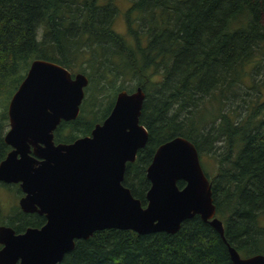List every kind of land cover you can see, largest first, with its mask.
<instances>
[{"label":"trees","instance_id":"trees-1","mask_svg":"<svg viewBox=\"0 0 264 264\" xmlns=\"http://www.w3.org/2000/svg\"><path fill=\"white\" fill-rule=\"evenodd\" d=\"M119 1L128 3L123 11ZM118 14L124 33L113 28ZM263 15L264 0H0V161L10 150L8 102L32 60L89 79L78 117L57 126L56 143L89 135L133 80L145 93L139 121L148 140L126 163L122 184L145 205L156 148L182 136L198 150L226 241L245 257L264 255ZM44 222L19 206L5 219L0 212V224L16 233ZM57 264L232 262L219 234L195 215L174 234L96 231Z\"/></svg>","mask_w":264,"mask_h":264},{"label":"water","instance_id":"water-1","mask_svg":"<svg viewBox=\"0 0 264 264\" xmlns=\"http://www.w3.org/2000/svg\"><path fill=\"white\" fill-rule=\"evenodd\" d=\"M88 83L84 73L34 59L8 102L4 142L10 150L0 161V183L18 184L20 210L43 215L45 222L19 233L0 224V264H57L76 240L96 231L174 234L195 215L219 234L232 264H264V255L242 257L226 241L211 183L190 140L175 136L158 145L146 168L145 205L122 184L126 163L148 140L139 121L141 86L119 91L89 135L54 141L57 126L78 117Z\"/></svg>","mask_w":264,"mask_h":264},{"label":"rangeland","instance_id":"rangeland-1","mask_svg":"<svg viewBox=\"0 0 264 264\" xmlns=\"http://www.w3.org/2000/svg\"><path fill=\"white\" fill-rule=\"evenodd\" d=\"M119 7L123 11L125 7L128 5V3H125L123 1L118 2ZM263 22H264V15H263ZM113 28L120 33L125 32V25L124 20L122 18V14H118L116 17ZM126 86L128 89H132V91L137 87L136 82L131 80L129 82H126ZM87 91V86L84 89ZM81 106V105H80ZM2 111V103L0 101V112ZM204 163L208 166V173L212 175L214 173V165L213 161L208 156H203ZM200 162L202 163V160L200 158ZM19 186L18 184H0V212L5 219L7 215H10L11 211L18 206V200L21 196V193L18 190ZM259 222L261 225L264 226V212L263 215L260 216ZM242 257H245L246 254L240 253Z\"/></svg>","mask_w":264,"mask_h":264},{"label":"bare ground","instance_id":"bare-ground-1","mask_svg":"<svg viewBox=\"0 0 264 264\" xmlns=\"http://www.w3.org/2000/svg\"><path fill=\"white\" fill-rule=\"evenodd\" d=\"M86 91V90H85ZM84 100V99H83ZM141 114H142V112H141ZM141 116V115H140ZM131 190V189H130ZM213 193V192H212ZM213 195V194H212ZM216 205V204H215ZM225 233V232H224Z\"/></svg>","mask_w":264,"mask_h":264},{"label":"flooded vegetation","instance_id":"flooded-vegetation-1","mask_svg":"<svg viewBox=\"0 0 264 264\" xmlns=\"http://www.w3.org/2000/svg\"><path fill=\"white\" fill-rule=\"evenodd\" d=\"M102 121H103V120H102ZM2 184H3V183H2ZM19 189H20V188H19ZM20 191H21V190H20ZM21 196H22V192H21ZM21 196H20V197H21Z\"/></svg>","mask_w":264,"mask_h":264}]
</instances>
